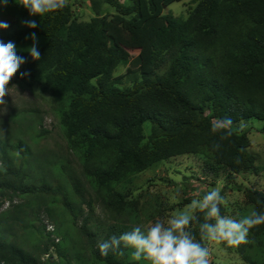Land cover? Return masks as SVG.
Instances as JSON below:
<instances>
[{
    "label": "trees",
    "instance_id": "16d2710c",
    "mask_svg": "<svg viewBox=\"0 0 264 264\" xmlns=\"http://www.w3.org/2000/svg\"><path fill=\"white\" fill-rule=\"evenodd\" d=\"M88 1L95 16L84 22L69 3L41 17L30 16L19 0H8L6 7L15 4L19 20L2 39L14 42L26 59L17 79L50 94L67 150L79 167L65 156L41 157L25 135L0 138V208L16 197L45 199V213L61 223L50 232L36 225L38 214L27 220L35 214L27 203L0 212V264H142L131 260V249L123 255L99 253L100 243L140 222L138 202L120 186L183 155L205 157L225 168L228 179L256 167L246 133L232 127L233 134L219 141L210 129L215 119L228 116L233 126L257 119L264 133V0H192L186 18L163 13L179 0ZM105 6L115 13L104 14ZM27 21L37 26L30 28ZM31 33L42 42L40 60L26 51L33 44L26 39ZM121 65L126 72L115 76ZM20 72L29 75L21 78ZM126 79L132 87L120 88ZM214 141L221 143L218 151ZM91 193L105 213L122 218L120 227L95 222ZM245 199L253 211H264V191L247 189ZM62 215L76 228L80 247L73 262L68 252L73 232L64 227ZM197 215L203 222V214ZM189 230L199 241L198 223ZM52 249L56 257L45 258ZM239 252L246 264H264V225L250 229Z\"/></svg>",
    "mask_w": 264,
    "mask_h": 264
},
{
    "label": "rangeland",
    "instance_id": "374dc122",
    "mask_svg": "<svg viewBox=\"0 0 264 264\" xmlns=\"http://www.w3.org/2000/svg\"><path fill=\"white\" fill-rule=\"evenodd\" d=\"M74 10L78 20L88 22L95 15L89 8L88 0H67ZM194 7L192 0H179L163 9L165 14H173L176 17L186 18L190 10ZM104 14H114V8L104 7ZM18 12L15 4L8 7H0V21L7 22V29H0V40L2 36L12 33L18 25ZM7 43L5 40H3ZM42 42L38 40L37 46ZM133 56L138 55V50H129ZM21 69V68H20ZM12 77V84H8L9 94L5 96V105H0V138H13L17 134L25 135L26 143L41 157L55 161L63 156L73 161L75 167L78 166L77 159L68 152L67 142L63 135L60 119L55 110V103L49 93L43 91L42 87L33 81L18 80L20 71ZM126 72V66H119L115 71V76ZM131 80H124L120 88L132 87ZM245 127L239 130L240 125ZM149 124L145 125V134H149ZM236 131L246 133L250 139V154L256 157V167L244 174L236 175L233 179H228V171L220 166H216L201 155H183L170 160L155 164L144 173L133 178L132 181L119 187V190L128 194L130 200L138 202L140 209V222L135 226L147 228L156 220H167L168 217L184 211L193 199L200 198L212 189H219L225 198V203L221 205V215L230 216L234 219H241L248 216L253 211V206L249 205L245 199L247 189H257L264 191V133L262 132L263 122L257 119H250L235 124ZM42 131L41 137L35 136V131ZM52 157V158H51ZM47 163H50L47 161ZM1 165V162H0ZM91 200L96 207L93 219L102 223L103 226L114 225L120 227L122 218L105 213L97 198L91 193ZM51 198H46L49 201ZM35 201L39 206H35ZM27 203L35 207V214L26 215L27 220H37L35 215H39L41 220L36 225L55 224L44 211L47 203L45 199H35V197H16L12 201L2 202L0 212L11 210L14 205ZM51 210L60 218L57 206H52ZM63 216V215H62ZM64 227L73 232L71 243L68 247L71 260L73 262L75 253L79 249L78 240L75 237L76 228L69 225V218L65 215L61 217ZM65 220V221H64ZM127 224H131L126 220ZM55 227V226H54ZM192 224L190 225V228ZM67 229V230H68ZM248 239V238H247ZM210 250V264H246L239 252V246L228 247L225 244L216 245L205 241ZM131 260H134L131 256ZM56 261V259H55ZM140 262L143 264V260Z\"/></svg>",
    "mask_w": 264,
    "mask_h": 264
},
{
    "label": "clouds",
    "instance_id": "9594fccd",
    "mask_svg": "<svg viewBox=\"0 0 264 264\" xmlns=\"http://www.w3.org/2000/svg\"><path fill=\"white\" fill-rule=\"evenodd\" d=\"M17 3L27 9L30 16L41 17L67 6V0H19ZM7 4L8 0H2L0 7H6ZM26 24L30 28L37 26L35 21H27ZM8 27L7 22L0 21V29ZM27 38H31L33 44L26 51L33 60H40L36 34L31 33ZM24 63L26 59L17 54L14 42L5 43L0 40V105L6 104L4 98L9 94L8 84ZM27 75V72H20L21 78ZM232 127V119L225 116L215 119L210 131L213 135L219 134V141H223L233 134ZM244 127L241 124L239 130L242 131ZM219 141L213 142L214 151L220 149ZM224 203L225 198L220 190L214 188L202 197L193 199L186 210L168 217L166 221L156 220L146 229L136 226L119 236H111L100 243L99 253L107 257L110 252L123 255L124 249H131L135 261L144 259L150 261V264H210V250L201 241L236 247L248 242L250 229L264 225V211L254 210L250 215L237 220L221 215V205ZM197 213L203 214V222H200ZM193 222L199 226V241L189 230Z\"/></svg>",
    "mask_w": 264,
    "mask_h": 264
},
{
    "label": "built area",
    "instance_id": "2783aa9c",
    "mask_svg": "<svg viewBox=\"0 0 264 264\" xmlns=\"http://www.w3.org/2000/svg\"><path fill=\"white\" fill-rule=\"evenodd\" d=\"M54 229H55V228H54V225H53V224H48V226H47V230H48V231L52 232V231H54ZM56 241L58 242L59 239H56ZM50 254H53L54 257H56V255L54 254V251H53V249H52V250H50V253H49V254L45 255V258H48V257L50 256Z\"/></svg>",
    "mask_w": 264,
    "mask_h": 264
}]
</instances>
